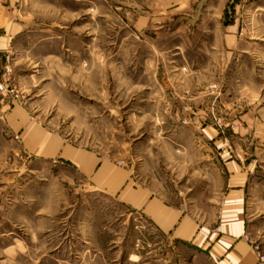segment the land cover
Masks as SVG:
<instances>
[{
  "label": "rangeland",
  "instance_id": "1",
  "mask_svg": "<svg viewBox=\"0 0 264 264\" xmlns=\"http://www.w3.org/2000/svg\"><path fill=\"white\" fill-rule=\"evenodd\" d=\"M132 5L145 10L143 0H0L4 111L20 107L200 216L220 158L249 159L264 192V9L153 20L143 35ZM168 103L194 108L215 145L174 131L189 116L167 118ZM15 140L0 135V264H177L143 217ZM255 203L264 222V199Z\"/></svg>",
  "mask_w": 264,
  "mask_h": 264
},
{
  "label": "crops",
  "instance_id": "2",
  "mask_svg": "<svg viewBox=\"0 0 264 264\" xmlns=\"http://www.w3.org/2000/svg\"><path fill=\"white\" fill-rule=\"evenodd\" d=\"M143 1L144 11H133L132 5L128 13L136 31L143 35L148 32L149 21L153 20H195L197 17L200 19L201 14L204 16L205 11L208 19H232L237 12L236 6L243 2L253 10L259 7L264 9V0ZM134 7L137 8L136 1ZM195 28L192 34L201 31L200 27ZM229 30L233 31L232 28ZM151 34L156 39V44L151 46L157 48L161 33ZM1 35L5 33L1 32ZM226 35L228 39L230 36ZM166 105L161 110L169 119L175 118L177 121L189 116L186 127L177 124L174 131L185 128L198 130L209 135L207 143L215 145L216 141L211 139L215 129L198 123L201 117L194 108H186L179 103ZM3 111L0 105L1 136H15L23 155L71 168L88 188L114 199L130 213L143 217L152 230L166 241L167 255L176 254L177 264H201L202 261L204 264H263L258 256H264V222L257 221L259 215L255 202L263 201L264 192H260L262 182L255 179L251 172L255 164L246 157L242 156L241 160L220 158L219 169L224 176H219L207 186V198L200 200L203 205L200 216V210L197 213L194 208H184L179 201L176 204L170 202L154 182H141L129 168L67 141L20 107ZM144 179L150 178L146 176ZM197 201L195 199L192 203L196 207Z\"/></svg>",
  "mask_w": 264,
  "mask_h": 264
},
{
  "label": "built area",
  "instance_id": "3",
  "mask_svg": "<svg viewBox=\"0 0 264 264\" xmlns=\"http://www.w3.org/2000/svg\"><path fill=\"white\" fill-rule=\"evenodd\" d=\"M5 92L4 85L0 83V95H2ZM257 249V248H256ZM258 259L261 263L264 264V256L259 255Z\"/></svg>",
  "mask_w": 264,
  "mask_h": 264
}]
</instances>
